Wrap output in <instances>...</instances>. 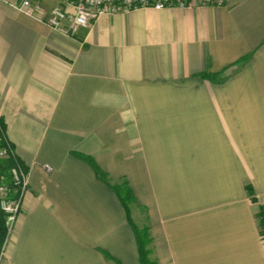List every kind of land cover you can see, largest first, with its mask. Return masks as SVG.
Masks as SVG:
<instances>
[{
  "label": "crops",
  "instance_id": "0c3cea01",
  "mask_svg": "<svg viewBox=\"0 0 264 264\" xmlns=\"http://www.w3.org/2000/svg\"><path fill=\"white\" fill-rule=\"evenodd\" d=\"M0 123L29 177L0 264H142L124 182L152 264H264V0L73 36L0 0Z\"/></svg>",
  "mask_w": 264,
  "mask_h": 264
},
{
  "label": "built area",
  "instance_id": "2783aa9c",
  "mask_svg": "<svg viewBox=\"0 0 264 264\" xmlns=\"http://www.w3.org/2000/svg\"><path fill=\"white\" fill-rule=\"evenodd\" d=\"M6 1L21 12L46 23L62 34L73 36L80 28L94 24L103 14L126 13L138 8L162 10L166 8L185 9L198 5L224 6L228 0H56V4L51 9L47 8L43 0ZM0 154L2 157L11 156L15 159V164L10 169L11 181L0 184L1 206L7 215L9 237L29 191V177L8 140L7 146ZM45 167L48 170L52 169L50 165ZM3 251L0 254V260Z\"/></svg>",
  "mask_w": 264,
  "mask_h": 264
},
{
  "label": "trees",
  "instance_id": "16d2710c",
  "mask_svg": "<svg viewBox=\"0 0 264 264\" xmlns=\"http://www.w3.org/2000/svg\"><path fill=\"white\" fill-rule=\"evenodd\" d=\"M6 146H7V138L4 135L3 124L0 123V148L3 149ZM90 161L92 162V164H94L95 168L98 171H100L101 176L104 179H107V175L100 170L96 162H94L93 160H90ZM14 164H15V159L13 157L10 156L8 158L7 157L5 158V157L0 156V184H2V182L9 183L11 181L10 169L12 165ZM113 187L119 194L129 214L131 202H136V199H135V196H134V193L131 187L128 186L125 182L123 184H113ZM263 221H264V215H263ZM133 224L136 229V235H137V239L139 243L142 264H152V262L150 261L148 257L149 251L147 248V244L150 242L148 231L146 228L141 229L137 226V224L135 223ZM7 237H8L7 215L1 206V196H0V254L2 253L4 249Z\"/></svg>",
  "mask_w": 264,
  "mask_h": 264
},
{
  "label": "rangeland",
  "instance_id": "374dc122",
  "mask_svg": "<svg viewBox=\"0 0 264 264\" xmlns=\"http://www.w3.org/2000/svg\"><path fill=\"white\" fill-rule=\"evenodd\" d=\"M2 149L0 148V152ZM1 156V154H0ZM264 211L262 212V215ZM130 214H132L133 218L137 222V225L142 229L146 228V220H145V211L138 205H136L135 202H131L130 204Z\"/></svg>",
  "mask_w": 264,
  "mask_h": 264
}]
</instances>
